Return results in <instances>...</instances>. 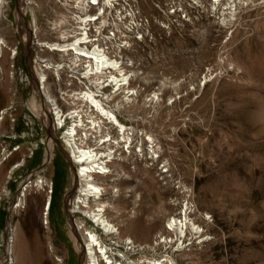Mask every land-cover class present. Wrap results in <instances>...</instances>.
<instances>
[{
    "label": "rangeland",
    "instance_id": "1",
    "mask_svg": "<svg viewBox=\"0 0 264 264\" xmlns=\"http://www.w3.org/2000/svg\"><path fill=\"white\" fill-rule=\"evenodd\" d=\"M35 1L39 9L33 18L41 29L39 39H54L47 33L54 7L46 0ZM227 1L207 0L194 8L181 4V10L170 15L166 11L172 0L129 3L147 24L143 31L127 33L129 45L112 49L113 56L120 50L116 59L122 57L123 66L135 71L131 87L138 92L123 103L120 117L132 137L131 155L128 151L127 161L114 163L130 175L119 188L134 187L140 199L133 215L131 199L116 198L109 218L122 236L137 244L153 246L160 236L172 239L170 246L156 247L157 255L148 250L146 255L132 252L127 255L130 261L168 255L176 264H264V0H235V16L224 22L222 6ZM7 19L1 32L8 50L0 71V159L5 158L3 149L9 155L0 167V264L8 263V225L19 222L25 233L20 235L21 260H26L27 250L33 254L40 244L45 264H80L68 214L75 196L71 185L74 165L65 153L62 131L52 132L44 124L47 131L30 108L33 97L39 111L43 101L37 90L29 94L28 60L19 45V69L10 67L9 49L17 46L18 37L22 40L19 28L12 26L13 18L9 15ZM17 19V27L23 30V22ZM24 36L29 37L26 32ZM27 42L28 38L22 43L31 58ZM33 49L40 57H48L40 48ZM66 74H62L65 79ZM47 75L51 93L65 109L53 75ZM71 80L73 88H84L83 83ZM161 81L166 88H161ZM66 84L60 82L63 91ZM114 91H103L112 98L111 104L127 96ZM7 107L12 109L1 121V111ZM111 136L118 137L116 129H111ZM16 146L19 149L13 152ZM30 148L36 149L35 154L25 160ZM48 153L51 160L44 164ZM12 167L16 168L10 174ZM32 171L27 205L15 212L12 205L20 185ZM40 180L52 182L49 209L47 192L36 186ZM184 214L199 230L188 227L186 237L178 232L176 236L167 230V221L184 219ZM96 232L110 247L106 234ZM50 242L53 253L48 250ZM31 264H36L34 258Z\"/></svg>",
    "mask_w": 264,
    "mask_h": 264
},
{
    "label": "bare ground",
    "instance_id": "2",
    "mask_svg": "<svg viewBox=\"0 0 264 264\" xmlns=\"http://www.w3.org/2000/svg\"><path fill=\"white\" fill-rule=\"evenodd\" d=\"M46 2L49 3L48 0H46ZM105 2L109 3V0H105ZM35 4L36 7L34 8L38 9L39 4L36 1ZM224 7L225 10H229V15L226 16L225 10H223L222 21L227 22L230 18L235 16V0H230V2L227 1L226 4L222 6V8ZM213 8H216V6L214 5ZM25 10H29L31 13V19L29 22L33 23V27L36 28V20L33 18L35 17L34 10L29 7ZM79 18L82 22L86 21V19H83L82 17ZM67 20V15L61 14L53 25H59L60 22H67ZM17 28H19L17 32L20 31L18 34L21 36L22 42L25 43L27 38L30 42V36H27V38L24 36V32L26 31L20 30L21 28L19 26ZM72 31L76 33V30ZM53 32L56 34L57 39H45L41 41L37 37V31H35L37 38L36 45L48 54V57L46 58L48 61L42 65L41 62L44 60V57L34 55L30 62L31 71L36 73L39 78L36 95H39L43 101L41 104L43 110L41 108V112L39 111V105L37 106L35 97H33L30 108L35 114L31 110L30 111L38 116L37 118L39 120L41 119L43 126L45 124L50 131H62V141L63 144L65 143V153L69 161L74 165L72 169L73 174L71 185L75 191V196L72 199L71 206L68 208V214L70 219L69 226L71 238L74 249L79 255L80 264H101V260L104 261V264H176L168 255L161 256L158 260L152 258V260L149 261L148 258L145 257V263L140 260L130 261L127 255L132 252L146 255L148 250L153 252V255L155 256L157 252L156 247L160 245L165 247L168 245L170 246L172 239L168 240V238H162L160 236L159 241L155 242L153 246L137 244L130 237L122 236V233L117 228L118 226L113 224L112 220L109 218V210L114 208V202L116 201V198L120 196L131 199L129 201L132 205L131 213H133V215L135 214L136 208L139 207L138 202L140 195L135 191L134 187L130 188L127 186L124 189H121L122 187L119 188L120 183H123L124 180L130 178L128 171L123 169L120 164L114 163V161L117 160L122 162L127 161L126 153L129 151L132 143V137L127 133L128 128L122 123L120 117L122 115L123 107L126 106L123 103L130 101L129 98L138 93L131 87L132 79L136 75L135 71L129 70V65L123 66V60H121L122 57L119 58L118 56V59H116L120 50L118 52L115 51L117 55L109 56L102 48H100V46L92 47L93 45H91V48L84 45V43L89 41L86 34L83 35L82 38H73L67 41L68 39L66 37L72 35L69 34V32L65 33V31L56 30V28L53 29ZM26 34L28 35L27 32ZM27 46L33 56V52L30 49V43L27 42ZM23 47L26 54L25 44H23ZM9 51L10 55L11 52L15 54L17 53L16 48L13 50L9 49ZM55 56L58 57L61 62H56L54 58ZM78 67L81 69L80 71H77ZM69 71H71V73L72 71H75V78L80 83H83L84 88L79 89L77 94H63L64 92L59 88L61 98L64 102L68 105L76 104L73 108H69L67 113H64L58 105L55 96L51 93L50 86L47 85L44 79L46 78L47 72H50L55 80L68 83L70 77H68ZM64 73H67L66 79L62 77V74ZM160 83L161 88L167 87L164 82L161 81ZM39 85L41 87L40 89L38 88ZM169 87L173 88L174 84L171 85L169 83ZM108 88L117 92L120 91L121 95L126 93L127 96L122 98L125 102L121 99V102L111 104L112 98L103 92ZM153 96L157 97V94H154ZM43 104L46 110L44 109ZM80 104L84 106H82V109L80 108L81 111H79V113L73 112L70 114V110L79 108ZM84 108L86 110H84ZM7 110L8 107L1 111V121L3 116L7 114ZM86 112L89 113L87 114ZM49 115L52 119V123L49 121ZM83 115H86L85 118L91 121V129L89 128L86 130ZM111 129H116L118 133L117 138L111 136ZM149 140L153 143V139L150 136ZM154 147L152 148L154 149ZM153 152L155 153L154 150ZM128 153L131 155L130 151ZM2 154L5 158L0 159V167L9 155L6 154V149H3ZM46 156V159L43 161L44 164L49 163L51 160L50 153ZM18 166L19 165L16 167ZM116 166H119V168H116ZM16 167H12L9 173L11 174ZM24 182L21 183L19 196L16 197L12 205V209L15 212L19 209H25L27 205L26 197L28 194L27 192L29 191L23 189L22 184ZM44 185H50V183L43 180H40V182L37 181L36 186H39V189L42 191ZM110 187L112 188V192L108 193V188ZM115 188H117L115 191L116 194H113ZM51 198L52 196L47 195V209L50 207ZM184 216V219L180 218V220L177 218H170L167 221V230L175 232L176 236L178 232L182 237H186L188 227L198 232L199 228L195 226L194 223L188 222L186 214H184ZM86 221H88V224ZM20 226V222L16 225H13L12 223H9L8 225L6 235L7 264H31L33 258L36 260V264H45L43 261L44 252L42 251L40 244L35 247L33 254L27 250L26 260H21L20 235L22 230ZM45 229L48 230L49 228L47 227ZM96 230L106 234V239H108L113 245L110 244V247H108L104 244V241L100 235H98ZM112 246H118L124 252L122 250L121 252L120 250L114 249L115 247L113 248ZM26 247L28 248L27 245ZM48 247V250H50L49 252L53 253L51 242ZM115 254H117V256Z\"/></svg>",
    "mask_w": 264,
    "mask_h": 264
},
{
    "label": "built area",
    "instance_id": "3",
    "mask_svg": "<svg viewBox=\"0 0 264 264\" xmlns=\"http://www.w3.org/2000/svg\"><path fill=\"white\" fill-rule=\"evenodd\" d=\"M130 1L132 0H109V3H107L105 2V0H48L49 2L48 5L52 4L54 7L52 10L54 14L53 21H55L58 18V16L61 14H66L68 20L67 22H60L59 25L56 24V26L52 24L53 22L52 21L51 27L47 30V33L51 32V35L52 34L54 35V39L52 40H55L57 39V37L55 36L56 34L52 32L54 28H56V30L65 31V33L69 32V34L72 35L66 37L68 39L67 41L73 38L75 39L82 38V36L86 34L89 41L84 43V45H86L87 47H91V45H93L92 47L100 46V48H102L105 51V53H107L109 56H113L112 48L117 47L120 49L129 45V38L127 37V33H131V32L138 33V30L143 31L144 29L142 28H145L147 24L146 19L143 18L144 19L143 20L142 18L137 17L138 12L134 6L133 8L130 7L129 5ZM172 1L173 4L170 6L169 10L166 11L168 12V15L173 14L176 10L180 11L181 4H184L189 8H194V7H200V5H203V3L206 2L207 0H172ZM210 1L215 2V0H210ZM27 7L34 10V15H35V11L39 9V8L38 9L34 8L36 7L34 0H0V71L2 69L1 65H2V61L4 60V53L6 52V50H8L7 44L3 42L4 40H2V35H1L2 23L8 22L7 18L10 15L13 18L12 26L14 27V29H16L17 20H18L17 18L20 17V19L23 22L22 29L26 31L31 38V41L29 43H30V49L33 52V56L31 58L26 56L23 44L18 36H17L18 39L16 44L17 46L15 48L18 49V45H19L22 48L24 55L28 60L29 75L26 78V87L29 89V94H31L36 91L37 85L39 84V78L36 73L31 71L30 68L31 60L29 59H33L34 55H38V53L35 52L33 48L39 49V46L36 45L37 38L35 35V31H37V37L40 38L39 35L41 29L37 26V19H36V28L33 27V23L29 22V20L31 19V13L29 12V10H26V13L24 12V10ZM23 12L25 14H23ZM79 17L86 19V21L82 22V20H80ZM72 30H76V33H74ZM141 35H139V37H141ZM119 36H121L123 40H118V42H115L116 41L115 39L118 38ZM39 50L43 52L41 49ZM18 54H19L18 52L16 54L11 52L10 58L8 57L9 60L12 61L10 64V67L12 69L13 68L19 69L16 66L18 62ZM47 61L48 59L44 58V60H42L41 62L42 65L47 63ZM80 70L81 69L78 67L77 71ZM75 74H76L75 71H72V73L71 71H69V76H70V77L68 76L69 82L66 84L65 90L63 91L62 89V91L64 92L63 94L65 93L77 94L79 92L80 88H76V89L73 88L74 85H73V81L71 80V78L77 80L75 78ZM47 76L48 75L46 74V78L44 79L45 81H47ZM55 85L57 87V91L59 92V88L61 89L60 82L58 80H55ZM38 88L39 89L41 88L40 85ZM74 105L76 104L68 105L65 102V109H63L61 106L60 108L63 110L64 113H67L68 112L67 110L69 108H73ZM82 106L83 105L80 104L79 108L71 109L70 114L73 112L79 113V111H81L80 108L82 109ZM43 107L45 108L44 104ZM10 109L12 108L8 107L7 111H9ZM84 110L86 109L84 108ZM29 112L33 115V113L30 110ZM86 113L88 114L89 112ZM83 117L85 120L86 130H88L92 126V123L90 120L85 118L86 115H83ZM48 118L50 123H52L51 121L52 119L50 115L48 116ZM39 121L42 127L46 128L43 126V122L41 120ZM13 122H15V119H13ZM46 130L48 131L47 128ZM18 149L19 146L14 147L13 152L17 151ZM35 151H36L35 148L28 149L25 160L32 159L35 154ZM33 172L34 171H32V173L27 174L25 179H23V181H25L22 184L23 189L30 190L32 184L31 178L34 176ZM52 190H53L52 183H50V185L48 186L45 185L43 188V191L47 192L49 196H51ZM100 262L101 264H104L103 260H101Z\"/></svg>",
    "mask_w": 264,
    "mask_h": 264
},
{
    "label": "flooded vegetation",
    "instance_id": "4",
    "mask_svg": "<svg viewBox=\"0 0 264 264\" xmlns=\"http://www.w3.org/2000/svg\"><path fill=\"white\" fill-rule=\"evenodd\" d=\"M38 106V105H37ZM42 108V107H41Z\"/></svg>",
    "mask_w": 264,
    "mask_h": 264
}]
</instances>
